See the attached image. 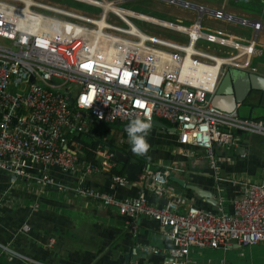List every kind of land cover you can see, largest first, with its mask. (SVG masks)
<instances>
[{"label": "built area", "instance_id": "1", "mask_svg": "<svg viewBox=\"0 0 264 264\" xmlns=\"http://www.w3.org/2000/svg\"><path fill=\"white\" fill-rule=\"evenodd\" d=\"M132 1L136 0H0V171L31 177L41 165L78 176L77 186L58 183L48 174L36 180L116 208L133 233H138L133 221L140 217L158 221L172 242L166 264H190L194 249L226 251L263 244L264 178L245 185L232 202V213L219 214L191 206L182 215L184 200L174 195L168 173H153L150 167H144L142 181L156 196L169 197L165 207L151 205L145 195L121 199L84 184L92 175L112 174L117 168L110 136L99 145L93 161L85 160L82 142L70 139L88 134L94 124L167 121L176 127L181 143L205 152L217 174L216 151L235 147L237 131L264 137V121L243 119L212 104L225 70L250 71L256 36L250 43H239L202 31L206 19L252 28L257 34L263 25L224 8L159 0L192 13L189 18L168 16L180 25L125 8ZM137 22L179 35L180 41L145 34ZM200 42L233 54L207 53ZM219 61L217 73L204 75ZM112 179L115 186L128 182L124 176ZM55 243L51 240L50 246Z\"/></svg>", "mask_w": 264, "mask_h": 264}, {"label": "crops", "instance_id": "2", "mask_svg": "<svg viewBox=\"0 0 264 264\" xmlns=\"http://www.w3.org/2000/svg\"><path fill=\"white\" fill-rule=\"evenodd\" d=\"M181 1L212 10L224 8L238 18L261 23L263 29L258 34L252 28L221 22H207L205 26L212 29L213 34L239 43H250L256 36V55L251 61L249 72L264 77V0ZM169 9L163 12L166 16L176 19L192 17L187 9ZM243 106L264 108V93L253 92ZM259 118L264 121V114ZM243 119L257 118L249 114ZM160 121L167 128L152 125L147 138L150 148L144 155L132 152L126 131L121 129L117 134L112 132L109 136L115 143L123 139L121 145H129L127 155L139 160L144 167H150L153 173H168L169 186L173 188L174 195L184 200L180 209L182 215L191 206L213 214L232 213V202L245 185L264 178L263 136L237 131L235 147L216 151L219 165L217 174L211 168L204 151L181 143L175 126ZM187 151L193 153V156H186ZM43 174L69 186L81 183L78 176L56 167L38 165L31 172V177H23L21 180H12L10 174L0 171V264L167 263L172 242L158 221L140 217L133 221L138 228V233H133L128 219L121 216L116 208L104 207L96 201L78 198L70 192L44 185L36 180V177H42ZM112 175H92L84 180V184L117 198L145 195L155 207L167 205L169 197L156 196L148 190L144 181L132 182L125 175L127 184L115 186ZM25 226H29L30 231H25ZM53 239L56 243L51 247L50 241ZM3 247L25 258L14 256ZM229 251L194 249L190 264H230Z\"/></svg>", "mask_w": 264, "mask_h": 264}, {"label": "rangeland", "instance_id": "3", "mask_svg": "<svg viewBox=\"0 0 264 264\" xmlns=\"http://www.w3.org/2000/svg\"><path fill=\"white\" fill-rule=\"evenodd\" d=\"M60 4L64 5L63 2H60ZM60 4L58 6H61ZM73 5L75 6V8H79L84 11L87 10V8L84 6H80V5L78 6L75 4ZM125 8L161 20L175 22L178 24L181 23L176 19L166 16L164 13H166V11H170V9L168 10V6H166L165 3L158 0H136L135 2L127 3L125 5ZM154 10L157 12H154ZM177 10L181 11L179 9ZM207 22L213 24V22H210L208 19L205 20V24ZM137 24L143 33L148 34L150 36H155V37L159 36L169 41H175V40L178 42L180 41V36L172 32L165 31L161 28L149 24H144L140 22H137ZM202 31L205 33H212V29H210L209 27H206V29L203 27ZM199 47H201L202 50L207 53L216 54L218 56L226 57L233 54V51L229 49H225L220 46L205 42H200ZM215 67L220 68V66H215ZM218 68H211L208 71H210V73H215L216 70L218 72L219 70ZM249 114H252L255 118H259L262 116V114H264V108L260 106H257L255 108H251L250 106L240 107L238 112L240 118H244ZM107 128L116 134L122 129L121 126H118L117 128L115 126H110V125H107V127H103L104 130H106ZM228 256L231 257V259L228 260L230 264H264V245L262 244L259 246H254L252 248H241L239 250L232 249L229 251Z\"/></svg>", "mask_w": 264, "mask_h": 264}, {"label": "water", "instance_id": "4", "mask_svg": "<svg viewBox=\"0 0 264 264\" xmlns=\"http://www.w3.org/2000/svg\"><path fill=\"white\" fill-rule=\"evenodd\" d=\"M33 81L34 77H32ZM253 92L264 93V77L255 72L229 68L222 74L218 89L212 98V104L223 112L238 113L240 107L245 105ZM118 124L122 130L126 131L127 126L121 123ZM152 125L158 128H167L162 121L156 119L152 122ZM117 159L121 164L126 166L125 175L130 181L136 183L142 182L144 165L139 160L131 158L121 151L117 152ZM11 176L12 180H21V177ZM234 249H241V247L235 246Z\"/></svg>", "mask_w": 264, "mask_h": 264}, {"label": "trees", "instance_id": "5", "mask_svg": "<svg viewBox=\"0 0 264 264\" xmlns=\"http://www.w3.org/2000/svg\"><path fill=\"white\" fill-rule=\"evenodd\" d=\"M212 68H218V67H212ZM220 69V68H218ZM217 73V70L216 72ZM206 74H210V71H207ZM255 120H261L260 118H257ZM99 126V127H98ZM95 127L86 135H80V136H75V137H71L70 139L72 140H77L79 142H82L85 145V160L86 161H93L94 157H95V152L97 150V148L99 147V145L101 144H105L104 143V138H106L107 136H109L112 131L109 130L108 128L106 130L103 129V127H107V125H98ZM116 128L119 126L118 124L113 125ZM114 140L112 139V143H110V147L115 151V152H123L125 154H128V147L129 145H115V143H113ZM117 161V165L119 167H117L115 169V171L113 172L114 175L117 176H124L125 177V170H126V166L121 164L118 159H116Z\"/></svg>", "mask_w": 264, "mask_h": 264}, {"label": "clouds", "instance_id": "6", "mask_svg": "<svg viewBox=\"0 0 264 264\" xmlns=\"http://www.w3.org/2000/svg\"><path fill=\"white\" fill-rule=\"evenodd\" d=\"M151 128V122L142 119H134L129 122L126 132L128 143L133 153L144 155L148 152L150 145L147 138Z\"/></svg>", "mask_w": 264, "mask_h": 264}, {"label": "bare ground", "instance_id": "7", "mask_svg": "<svg viewBox=\"0 0 264 264\" xmlns=\"http://www.w3.org/2000/svg\"><path fill=\"white\" fill-rule=\"evenodd\" d=\"M171 26H174V25H176V24H170ZM181 25V24H180ZM182 26H184L183 24H182ZM217 42H219V43H223V40L221 39V38H217ZM218 66H220V61H219V65ZM204 75H207L206 74V72H205V74Z\"/></svg>", "mask_w": 264, "mask_h": 264}]
</instances>
